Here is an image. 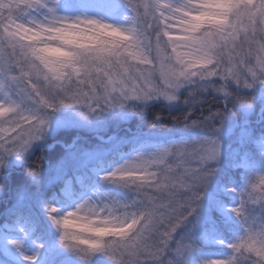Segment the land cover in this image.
Listing matches in <instances>:
<instances>
[{"label":"snow or ice","instance_id":"1","mask_svg":"<svg viewBox=\"0 0 264 264\" xmlns=\"http://www.w3.org/2000/svg\"><path fill=\"white\" fill-rule=\"evenodd\" d=\"M209 95L224 108L203 115ZM155 103L182 110L149 128L166 140L74 138L61 161L86 171L58 186L29 163L61 129ZM257 103L264 116V0H0V264H264V130L209 190L226 119Z\"/></svg>","mask_w":264,"mask_h":264},{"label":"trees","instance_id":"2","mask_svg":"<svg viewBox=\"0 0 264 264\" xmlns=\"http://www.w3.org/2000/svg\"><path fill=\"white\" fill-rule=\"evenodd\" d=\"M224 102L222 99H214L212 95L207 96L203 104V115H208L209 110L212 112H216L218 110H223ZM231 109V105H229ZM260 105L257 103L256 111L254 114H251L247 117H243L239 110H233L232 117L230 121L232 123L235 122H248L252 123L258 116ZM160 116L162 119L161 121L157 122L156 117ZM182 117V110L174 111L169 113L168 109L160 103L153 104L146 112L142 115H137L135 113L130 114L129 116L123 117L120 120L111 122L108 127L102 129L100 132H93L89 130H67L61 131L57 133V136L53 140L55 143V148L51 150L43 151V155L37 152L29 162L30 165H40L44 170L45 174L47 171L48 163L51 161V157L54 155H58L60 153H64V147H61L59 142L65 143L69 145L72 143L74 138L79 139V143L81 147L92 149L98 147H104L105 144L100 143L96 139L97 135L103 136L106 138L109 136H117V137H129L135 133L142 132L146 139L152 141H163L167 139V134L164 133H148L149 128L154 122L166 125L171 127L173 124L172 117ZM202 118L201 117V110L197 108L196 114L193 116V119ZM237 120V121H236ZM218 126H220L218 124ZM264 130V123L256 125L253 130L250 132L249 137L254 133L257 137L260 135L261 131ZM249 137L236 148V151L232 153V150L229 151V156L221 162L220 170L216 179L217 188L219 187V182H222L223 177L225 174H230L233 177H239L241 175L238 167L237 162L238 160L242 159L245 155L252 156L254 155V145ZM89 142L91 145L88 146ZM124 143H127L125 140ZM93 145V146H92ZM60 152V153H59ZM11 175L15 177L16 181H19L21 177L24 175L25 171H28L29 168L26 165H19L10 168ZM86 171L84 162H78L75 166L70 167L66 171H64L61 175H59L56 179L50 181L49 183H45L46 187H51L52 185H59L63 183L65 180L72 181L77 178L80 173ZM9 187L12 186V181H9ZM221 196L226 202L230 199V197L223 192L217 193ZM10 205V199H0V224H2L7 216V209ZM237 230L238 225H237ZM225 240L232 239L231 233H225L224 237ZM3 249L0 248V253H3ZM217 251H223V249L218 248Z\"/></svg>","mask_w":264,"mask_h":264},{"label":"rangeland","instance_id":"3","mask_svg":"<svg viewBox=\"0 0 264 264\" xmlns=\"http://www.w3.org/2000/svg\"><path fill=\"white\" fill-rule=\"evenodd\" d=\"M125 2L130 3L131 5L135 6V5L139 4L141 2V0H125ZM162 2H167V0H162ZM215 95H219V94H215ZM230 118L226 119L225 124H224V128L226 131H225L224 135L221 136V142L224 145V158H223L222 162L229 156L228 154H229L230 150H232V153H234L236 151V148L239 145H241L242 143H244V141L249 137L250 132L253 130V128L256 125L264 123V116H262L261 109L259 110L257 118L252 123L251 122L250 123H248V122L232 123L230 121ZM242 125H247V133H245ZM67 130H74V129H61L59 132L67 131ZM81 130H85V129H81ZM56 136H57V134L52 136L48 140V147L45 149L51 150V149L55 148V143H57V142L56 141L54 142L53 140L55 139ZM96 137H98L96 139L97 141H99L102 144H105V141H106L105 137L100 136V135H97ZM59 143H60L59 145L61 147H64V150H66L67 145L65 143H61V142H59ZM89 145H91L90 142H89L88 146ZM45 149L43 151H45ZM43 151H39L37 149L35 154L37 152L42 154ZM64 155H65L64 153H60L58 155H54L53 157H51V161L48 163V166L46 168L47 171H46V174L44 177L45 183H49L50 181L56 179L64 171H66L67 169H69L72 166H75L76 163L80 162V161H74V162L65 163V162L61 161L63 159ZM19 165H20L19 162H12V163H10L9 167L12 168V167L19 166ZM217 176H218V174H217ZM216 189H217V184H216V180H214L213 183L209 186V190L215 192Z\"/></svg>","mask_w":264,"mask_h":264}]
</instances>
